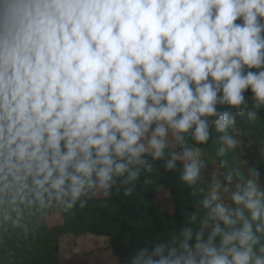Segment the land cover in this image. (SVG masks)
<instances>
[{"label":"clouds","instance_id":"obj_1","mask_svg":"<svg viewBox=\"0 0 264 264\" xmlns=\"http://www.w3.org/2000/svg\"><path fill=\"white\" fill-rule=\"evenodd\" d=\"M262 109L264 0H0V226L130 195L155 161L191 187L189 142L214 127L223 157ZM240 165L125 264H264V179Z\"/></svg>","mask_w":264,"mask_h":264},{"label":"trees","instance_id":"obj_2","mask_svg":"<svg viewBox=\"0 0 264 264\" xmlns=\"http://www.w3.org/2000/svg\"><path fill=\"white\" fill-rule=\"evenodd\" d=\"M247 95L250 96V92ZM235 129L239 135L233 129L228 134L239 141L238 146L223 157L217 155L221 134L216 133L214 127L207 144L189 142V147L199 149L200 158L206 164L201 170V179L191 187L179 179L182 167L179 162L176 170L167 171L163 161H155L154 171L143 173L134 182L130 195H124V187L118 182L109 196L98 193L83 209L78 206L71 212L53 209L44 215L26 212L22 221L26 227L0 226V264H63L59 261L60 241L66 235L108 238L120 264H125L138 248L165 239L184 226L187 219L184 211L195 210L211 190L213 177L223 184L228 172L243 173L245 169L240 162L247 160L249 166L261 171L264 179V109L258 113L256 121L249 120L246 112L238 115ZM221 161H224L223 166ZM158 185L164 188L158 190ZM164 194L170 197L173 211L163 208L160 197ZM53 218L57 221L52 222Z\"/></svg>","mask_w":264,"mask_h":264},{"label":"rangeland","instance_id":"obj_3","mask_svg":"<svg viewBox=\"0 0 264 264\" xmlns=\"http://www.w3.org/2000/svg\"><path fill=\"white\" fill-rule=\"evenodd\" d=\"M160 202L165 210L173 211L167 194L160 197ZM52 220L57 221L55 218ZM59 261L63 264H120L119 258L113 253L110 240L94 235L64 236L60 241Z\"/></svg>","mask_w":264,"mask_h":264}]
</instances>
